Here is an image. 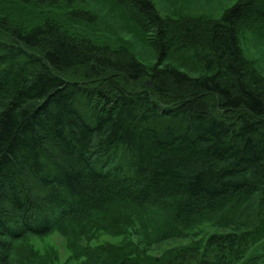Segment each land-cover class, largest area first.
Returning <instances> with one entry per match:
<instances>
[{
  "label": "trees",
  "instance_id": "1",
  "mask_svg": "<svg viewBox=\"0 0 264 264\" xmlns=\"http://www.w3.org/2000/svg\"><path fill=\"white\" fill-rule=\"evenodd\" d=\"M125 1L156 54L150 69L133 53L78 39L57 22L24 28L17 21L31 19L24 4L5 8L0 1L3 264L12 242L48 234L57 222L46 198L31 196L25 169L53 193L63 229L136 194L163 207L172 236L178 225L211 214L221 229L250 228L170 259L142 263L128 253L112 264H240L248 245L264 238V82L238 42L240 23L264 27V0H239L217 20H170L153 0ZM180 44L201 48L214 73L162 66ZM154 152L161 157L152 159Z\"/></svg>",
  "mask_w": 264,
  "mask_h": 264
},
{
  "label": "rangeland",
  "instance_id": "2",
  "mask_svg": "<svg viewBox=\"0 0 264 264\" xmlns=\"http://www.w3.org/2000/svg\"><path fill=\"white\" fill-rule=\"evenodd\" d=\"M0 1L1 6L5 8V3L10 6L24 4L25 12L31 15L30 20L24 17L17 20L24 28L29 27L27 22L34 20L39 23L57 22L66 33L78 39L88 37L99 46L107 44L122 52L133 53L149 69L158 62L156 54L147 42L145 29L125 0ZM238 1L153 0L159 14L170 20L221 19ZM12 9L17 10V8ZM88 17L92 19H87ZM238 42L244 56L251 64V70L264 82V27L253 21L240 23ZM172 50L162 66L167 64L176 67L190 76L214 73V68L211 70L205 68L201 48L180 44ZM145 80L149 84V78ZM181 153L185 155L183 152L178 155ZM151 154L152 159H155V156L161 157L160 153ZM21 166L25 169L23 163ZM25 170L24 176L31 196L37 200L41 197L46 198L48 202L45 203L46 212L49 219L57 222L54 231L48 234L27 235L21 240L12 242L8 247L7 256H4L7 264H112L113 259L121 254L129 255L128 253H133L136 261L145 263L148 260L167 257L170 259L174 256H168L170 253L198 244L200 246L207 244L212 236L235 232L242 228L239 227L237 230L234 225L229 224V229H221V226L214 222L215 219H212L213 214H211V216L207 215L205 221L194 220L178 225L179 232L176 236H172V227L167 222L168 217L163 216L166 214L163 207L147 205L141 196L136 194L133 196L134 200L116 196L114 200L107 201L108 204H105L104 209L98 211L93 219H86L80 224H73L63 229L58 226L56 219L60 208L52 198L53 193L28 173V169ZM156 197V195L149 196L151 199ZM176 211L178 210L174 209V212ZM224 224L226 221L222 220L221 225ZM249 229L244 227L243 230L249 231ZM256 239V243L248 245L246 258L240 264L253 262L264 264V238L257 236ZM5 246L6 244H3L0 248V264H3Z\"/></svg>",
  "mask_w": 264,
  "mask_h": 264
},
{
  "label": "water",
  "instance_id": "3",
  "mask_svg": "<svg viewBox=\"0 0 264 264\" xmlns=\"http://www.w3.org/2000/svg\"><path fill=\"white\" fill-rule=\"evenodd\" d=\"M149 86H151V82H149Z\"/></svg>",
  "mask_w": 264,
  "mask_h": 264
}]
</instances>
